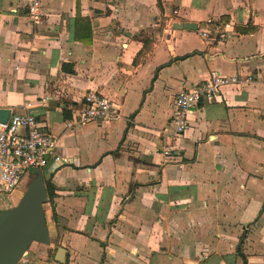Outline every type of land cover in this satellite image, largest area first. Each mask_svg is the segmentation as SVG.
Returning <instances> with one entry per match:
<instances>
[{
	"label": "crops",
	"instance_id": "obj_1",
	"mask_svg": "<svg viewBox=\"0 0 264 264\" xmlns=\"http://www.w3.org/2000/svg\"><path fill=\"white\" fill-rule=\"evenodd\" d=\"M31 1L0 0V109L28 107L66 161L42 168L51 243L20 264H264V0H41L37 24ZM209 17L233 36L203 40ZM211 70L251 80L169 133ZM90 91L123 117L68 126Z\"/></svg>",
	"mask_w": 264,
	"mask_h": 264
},
{
	"label": "built area",
	"instance_id": "obj_2",
	"mask_svg": "<svg viewBox=\"0 0 264 264\" xmlns=\"http://www.w3.org/2000/svg\"><path fill=\"white\" fill-rule=\"evenodd\" d=\"M28 9L31 21L39 23L43 14L41 0H32ZM235 31L234 23L222 22L216 17H209L198 28L199 36L211 44L229 40ZM247 80H251V77L243 79L239 75H226L211 70L205 80L179 92L173 104L168 132L174 135L183 133L199 104L215 100L221 95L223 86ZM49 99L47 96L43 101ZM27 108L25 112L15 111L7 121H0V212L12 206L15 193L34 168H43L51 160L60 164L66 161L56 152L57 138L42 128L36 114ZM74 117L68 126L81 127L93 120L113 122L123 116L113 100L90 91L84 94L81 104L75 108ZM164 154L171 156V151L166 149Z\"/></svg>",
	"mask_w": 264,
	"mask_h": 264
},
{
	"label": "water",
	"instance_id": "obj_3",
	"mask_svg": "<svg viewBox=\"0 0 264 264\" xmlns=\"http://www.w3.org/2000/svg\"><path fill=\"white\" fill-rule=\"evenodd\" d=\"M175 28L196 30L197 24H176ZM8 108L0 109V121H7ZM49 193L43 169L34 168L28 186L15 206L0 212V264H20L34 242L50 244V232L44 206L49 203ZM64 250L59 249L57 261L65 264Z\"/></svg>",
	"mask_w": 264,
	"mask_h": 264
},
{
	"label": "trees",
	"instance_id": "obj_4",
	"mask_svg": "<svg viewBox=\"0 0 264 264\" xmlns=\"http://www.w3.org/2000/svg\"><path fill=\"white\" fill-rule=\"evenodd\" d=\"M78 14L81 15L80 9L78 10ZM85 21L89 22V20H87V19H85V20L82 19V23ZM76 37L77 38L79 37L82 40H84V34L83 33H82V36H80V33H77ZM89 42L91 43V41H89ZM46 184H47V189H48L49 198H50L49 202H52L54 199V186H53L52 181L50 179H46ZM244 261L246 262L245 259H244Z\"/></svg>",
	"mask_w": 264,
	"mask_h": 264
},
{
	"label": "rangeland",
	"instance_id": "obj_5",
	"mask_svg": "<svg viewBox=\"0 0 264 264\" xmlns=\"http://www.w3.org/2000/svg\"><path fill=\"white\" fill-rule=\"evenodd\" d=\"M28 181H29V178L25 179V181L23 182L21 187L15 193L14 198H13V202H12V206H15L18 203V201L21 199V197L23 196L24 191L28 186Z\"/></svg>",
	"mask_w": 264,
	"mask_h": 264
}]
</instances>
